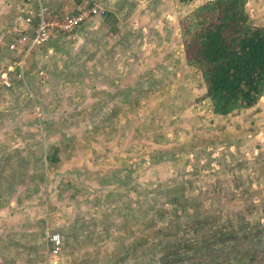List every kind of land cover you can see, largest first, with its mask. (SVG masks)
Instances as JSON below:
<instances>
[{
	"label": "rangeland",
	"instance_id": "rangeland-1",
	"mask_svg": "<svg viewBox=\"0 0 264 264\" xmlns=\"http://www.w3.org/2000/svg\"><path fill=\"white\" fill-rule=\"evenodd\" d=\"M207 1L82 0L59 12L104 10L54 34L45 103L36 106L32 89L7 108L9 122L0 114V134L10 131L17 150L0 167V224L22 228L17 244H29L15 258H32L35 244L53 264L264 258V94L249 108L211 111L180 21ZM246 8L264 24V0ZM138 31L143 41L131 42ZM47 233L60 236L57 254L46 255ZM194 248L210 253L193 257Z\"/></svg>",
	"mask_w": 264,
	"mask_h": 264
},
{
	"label": "trees",
	"instance_id": "trees-1",
	"mask_svg": "<svg viewBox=\"0 0 264 264\" xmlns=\"http://www.w3.org/2000/svg\"><path fill=\"white\" fill-rule=\"evenodd\" d=\"M180 21L186 63L201 75L211 111L227 115L254 106L264 94V24L250 22L246 0H209ZM233 247L221 252H238ZM199 253L210 251L194 248L191 256ZM256 257L253 252L251 264H264Z\"/></svg>",
	"mask_w": 264,
	"mask_h": 264
},
{
	"label": "crops",
	"instance_id": "crops-1",
	"mask_svg": "<svg viewBox=\"0 0 264 264\" xmlns=\"http://www.w3.org/2000/svg\"><path fill=\"white\" fill-rule=\"evenodd\" d=\"M52 11L55 13L61 12V10L69 8V5L74 8L76 4H81L82 0H42ZM37 4L35 1L31 0L30 2H27L26 0H0V70H3L6 66L9 64H13L15 68V72L11 73L12 78V87L10 89H5L3 86H0V114L7 113V119L6 122H9L10 116H11V110H7L9 107H19V105L22 102H25L27 100V91L29 96H33L32 89L36 90L37 95L35 96L36 106H42L44 101V97L48 95L47 91L49 86V80L47 79L46 75L49 74V77H53L52 74L56 73V69L53 68V65L51 64L50 58L52 57L50 54H48L46 50L47 46L53 42V39L55 38V35L52 37L51 41L47 44V46L44 47V51L41 54L38 53H32L28 55L23 63H19V61L22 59L21 55L17 51H12L8 48V44L12 40V31L13 28L18 25L17 23L20 20L19 15L20 10L34 12L36 10ZM71 12V10H70ZM96 15H93L90 18H94ZM88 19V21H91L92 19ZM87 21V22H88ZM85 22L84 24H86ZM86 27V26H85ZM153 33V31L151 32ZM58 36V35H57ZM60 37H65L63 35H60ZM138 37V38H137ZM133 39H136V42H141L143 39L139 37V31L136 33L133 37ZM129 42V43H131ZM69 54V53H67ZM43 57V60L41 61ZM62 59V58H60ZM35 60V61H34ZM34 61V62H33ZM44 63V64H43ZM45 67L43 68V66ZM50 65L51 67H48ZM39 70H42L46 72L45 76L39 77L38 72ZM23 72L22 78L17 77L18 72ZM57 74V73H56ZM3 119V118H2ZM21 135V134H20ZM21 138V137H20ZM5 139L9 140L6 142L5 146L0 150V167L3 168L7 167L9 165V160L11 156V150H15L16 145L12 143L11 140V132H3L0 134V141L2 143H5ZM12 143V145H11ZM21 142H18V148L21 149L24 148V146H21ZM7 156L6 158L4 156ZM57 159V157H56ZM50 161L55 160L53 156L49 157ZM36 165V163H35ZM23 167V164H22ZM51 168H53V163H51ZM19 179V177H18ZM19 181L17 182V184ZM16 185V184H15ZM18 188H21L19 186ZM19 213H17L18 215ZM35 218V217H32ZM42 224V223H40ZM5 225V226H4ZM23 227V226H22ZM22 228L14 226L12 222H1L0 224V234L2 235L0 238V251L3 253L4 256L0 254V264H53L52 259L41 257L36 252V246L37 244L32 245L30 249H32L30 252V257L32 258L20 260L21 258H15L16 254L19 251V255L21 254V250H25L29 244L26 243V241L22 242L20 244H17L20 242V240H17L16 233L19 235L20 230ZM45 230H48L47 228ZM46 233V232H45ZM5 244H7L5 246ZM45 247V250L47 251L46 255L49 256L51 253L49 252L47 248V244L43 245ZM2 250H5L4 253ZM17 252V253H15ZM8 257V258H5ZM55 264V262H54Z\"/></svg>",
	"mask_w": 264,
	"mask_h": 264
},
{
	"label": "built area",
	"instance_id": "built-area-1",
	"mask_svg": "<svg viewBox=\"0 0 264 264\" xmlns=\"http://www.w3.org/2000/svg\"><path fill=\"white\" fill-rule=\"evenodd\" d=\"M30 2L31 0H26ZM37 7L34 12L20 10L19 22L13 28L12 40L8 44V48L17 51L22 59L19 63H23L24 59L32 54L38 53L42 55L44 47L51 41L54 34L66 35L80 25L82 26L93 15H101L104 10L92 3L88 7H81L74 13H66L60 15L52 11L42 0H33ZM15 72L13 64H9L3 70H0V86L5 89L12 87L11 73ZM23 72H18L19 78H22ZM24 74V73H23ZM39 77L43 76L42 70L38 72ZM46 238L50 243L51 254H57L60 250V236L58 233H47Z\"/></svg>",
	"mask_w": 264,
	"mask_h": 264
}]
</instances>
